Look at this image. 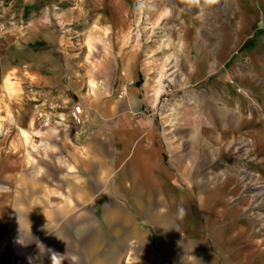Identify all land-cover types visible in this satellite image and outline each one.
Returning a JSON list of instances; mask_svg holds the SVG:
<instances>
[{"label":"crops","instance_id":"obj_1","mask_svg":"<svg viewBox=\"0 0 264 264\" xmlns=\"http://www.w3.org/2000/svg\"><path fill=\"white\" fill-rule=\"evenodd\" d=\"M232 9L241 31L231 43L247 63L225 58L222 36L214 43L205 38L210 47L197 58L189 53L184 71L185 91L199 94L190 93L191 103L180 104L173 120L157 115L162 94L145 81L143 63L135 68L136 56L119 48L105 57L122 96L105 97L96 118L61 122L62 135H46L51 161L41 162L38 180L21 177L15 163L2 175L3 256L13 264H264V0H233ZM96 25L113 38L107 22ZM27 64L45 86L39 97L45 107L74 106L64 99L52 55L30 51ZM228 75L243 83L249 100L227 84ZM211 76L217 79L209 83ZM68 129L75 135H63ZM241 136L250 162L226 164L225 143ZM17 149L9 143L10 155Z\"/></svg>","mask_w":264,"mask_h":264},{"label":"rangeland","instance_id":"obj_2","mask_svg":"<svg viewBox=\"0 0 264 264\" xmlns=\"http://www.w3.org/2000/svg\"><path fill=\"white\" fill-rule=\"evenodd\" d=\"M232 8L233 0L208 3L205 0H0V179L7 167H15V163L21 177L38 180L41 162L51 161L46 153L49 149L45 146L46 135H62L61 124L42 125L53 103L45 107L39 98L45 86H41L40 75L35 71L30 73L27 68L30 51L42 50L45 57L49 54L57 60L65 80L64 99L72 98L74 106L78 105L82 111L81 122L76 125L91 115L96 118L98 105L107 103L105 97L122 96L124 90L118 77L109 75L106 66L110 63L105 60L115 50L119 52V48L121 55L124 53L129 59L137 57L135 68L138 62L143 63L145 81L155 89L157 97L158 93L162 94L157 115L166 114L173 120L178 109L175 106L183 104L190 93L199 94L194 88L185 91L183 85L189 83L190 77L184 71L189 67V53L197 58L204 47H210L205 38L214 43L216 37L222 36L225 58L241 57V64L247 63L242 48L238 50L231 43L241 31L239 13ZM104 21L111 27L107 29L112 31V39L107 32L102 33L104 29L99 25L95 26ZM116 30L122 36L119 45ZM215 79L216 76H211L209 83ZM241 80H246V76L245 79L241 76ZM142 81L140 75L136 85L140 86ZM226 82L249 100V91L242 87L243 83L234 81L230 75ZM58 103H62L64 112L68 111L67 102ZM142 111L148 114L152 108ZM20 129L27 132L26 141ZM63 135H75V132L68 129ZM10 142L14 149L21 143L16 154L8 152ZM243 143L242 136L225 143L226 164L246 166L250 162V146H242ZM240 169L241 179H247V168ZM52 171L55 175L54 168ZM7 234L5 224L0 221V239ZM13 244L18 254H25L16 240ZM0 264H13L11 255L1 254Z\"/></svg>","mask_w":264,"mask_h":264},{"label":"built area","instance_id":"obj_3","mask_svg":"<svg viewBox=\"0 0 264 264\" xmlns=\"http://www.w3.org/2000/svg\"><path fill=\"white\" fill-rule=\"evenodd\" d=\"M63 105L62 103L55 102L48 107V112L51 113V116H45L42 125L44 127H51L52 125H57L60 124L61 122H71L72 124L76 125L81 122V108L76 105L73 106L71 109L68 110L66 115H62V110H63ZM56 112V115L54 116L53 114ZM53 113V114H52Z\"/></svg>","mask_w":264,"mask_h":264},{"label":"bare ground","instance_id":"obj_4","mask_svg":"<svg viewBox=\"0 0 264 264\" xmlns=\"http://www.w3.org/2000/svg\"><path fill=\"white\" fill-rule=\"evenodd\" d=\"M164 40H165V39H163V41H164ZM164 42H165V41H164ZM164 46H165V45H164ZM3 85H4V84H3ZM3 85H2V88L4 89V86H3ZM8 90H9V89H8ZM159 91H160V90H158L157 93H158ZM150 95H151V94H150ZM158 95H159V93H158ZM186 103H191V98H188V99L186 100ZM175 107H176V108H180L181 106H180V105H176ZM174 115H175V113H174ZM20 135H21V137H22L23 140H25V141L27 140V138H28L27 135H28V134H27L26 131L20 129ZM31 140H32V139H31Z\"/></svg>","mask_w":264,"mask_h":264},{"label":"clouds","instance_id":"obj_5","mask_svg":"<svg viewBox=\"0 0 264 264\" xmlns=\"http://www.w3.org/2000/svg\"><path fill=\"white\" fill-rule=\"evenodd\" d=\"M208 2H210V0H205V3H208Z\"/></svg>","mask_w":264,"mask_h":264}]
</instances>
